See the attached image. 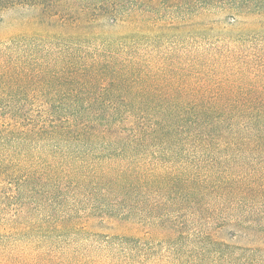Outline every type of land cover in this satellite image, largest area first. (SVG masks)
<instances>
[{"label":"trees","instance_id":"1","mask_svg":"<svg viewBox=\"0 0 264 264\" xmlns=\"http://www.w3.org/2000/svg\"><path fill=\"white\" fill-rule=\"evenodd\" d=\"M0 27V264L264 239L263 1L0 0Z\"/></svg>","mask_w":264,"mask_h":264},{"label":"rangeland","instance_id":"2","mask_svg":"<svg viewBox=\"0 0 264 264\" xmlns=\"http://www.w3.org/2000/svg\"><path fill=\"white\" fill-rule=\"evenodd\" d=\"M263 1L264 0H260ZM0 27V36L2 35ZM1 61H7V36L0 37ZM207 244L193 248L194 256L200 257L202 264H264V239L232 241L228 240L222 249H210ZM160 250L153 251L147 257L141 258L150 264H164L159 261ZM215 259V262L212 261Z\"/></svg>","mask_w":264,"mask_h":264}]
</instances>
